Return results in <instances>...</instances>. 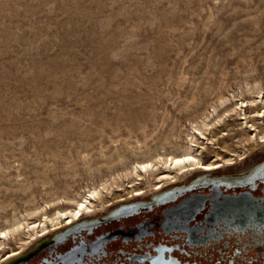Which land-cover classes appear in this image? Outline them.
<instances>
[{
  "label": "rangeland",
  "instance_id": "1",
  "mask_svg": "<svg viewBox=\"0 0 264 264\" xmlns=\"http://www.w3.org/2000/svg\"><path fill=\"white\" fill-rule=\"evenodd\" d=\"M255 81L261 92L243 90ZM263 90L264 0H0V229H11L0 253L22 249L32 221L63 196L94 186L111 199L87 221L152 201V189L128 193L141 186L131 170L136 147L157 149L171 131L185 142L190 122L220 96L259 100ZM219 105L213 129L227 131L231 111ZM263 159L260 141L216 172ZM48 226L24 254L55 235Z\"/></svg>",
  "mask_w": 264,
  "mask_h": 264
},
{
  "label": "flooded vegetation",
  "instance_id": "2",
  "mask_svg": "<svg viewBox=\"0 0 264 264\" xmlns=\"http://www.w3.org/2000/svg\"><path fill=\"white\" fill-rule=\"evenodd\" d=\"M224 168L83 218L6 264H264V159L217 174Z\"/></svg>",
  "mask_w": 264,
  "mask_h": 264
},
{
  "label": "bare ground",
  "instance_id": "3",
  "mask_svg": "<svg viewBox=\"0 0 264 264\" xmlns=\"http://www.w3.org/2000/svg\"><path fill=\"white\" fill-rule=\"evenodd\" d=\"M260 83L259 81L247 83L243 90L249 93H255V91L259 93L263 89ZM244 91H242L243 94ZM232 93L233 98L237 96L234 92ZM224 96H220L221 100L219 104L225 106V112L231 111V114H229L233 118L231 122L225 119V122H229L227 123L228 128L225 126L227 131H224L222 128H216L218 130L213 129L217 126L213 125L212 122L216 118L212 119L214 114L220 116V112H222L219 110L220 105L217 103L212 105L213 110L206 113L201 120L195 119L190 122L191 125L185 133V142L170 140V136L174 134L173 131H168L169 133L165 134L161 139L163 141L159 148H146L142 144L136 147L140 158L131 163V170L136 174V179L139 180L137 183H141V186L133 185L128 192L129 195L139 198L144 196L148 189H152L155 194L168 184H173L180 178H186L196 171L204 172L215 170L222 166L227 167L230 166L229 164L234 165V163L246 156L248 149L251 151L260 141L264 142V95H259V100L252 97V95L249 98L247 96V98L244 97L241 100L233 101V103L230 102L231 97ZM211 116L213 117L211 118ZM233 138L235 139L234 141L232 140ZM199 140L202 141L200 142ZM229 140H232L234 143H231ZM250 141L252 143L248 147L247 144ZM117 153L120 155L119 152ZM137 154L136 156H138ZM109 157L112 158L111 155ZM121 157L118 156L119 161L125 158L121 159ZM122 161L126 160L123 159ZM112 195L116 199L122 194L112 192ZM63 197L64 200L61 201L63 204L55 206L51 212L45 210L35 221H32L31 228H33V231L30 233L29 240L22 244V249L19 251L12 249L11 253H0V264L8 263L12 258L23 253L25 248L34 240H36V243L39 239L52 232L48 226L49 221L52 230L58 231L83 218L96 215L101 209H106L111 200L105 198L102 192L94 186L83 192L78 191L76 195H66ZM82 205L83 207H81ZM19 221V218H15L11 224L16 225ZM10 230V228L0 229V240H4L5 237L7 238Z\"/></svg>",
  "mask_w": 264,
  "mask_h": 264
},
{
  "label": "water",
  "instance_id": "4",
  "mask_svg": "<svg viewBox=\"0 0 264 264\" xmlns=\"http://www.w3.org/2000/svg\"><path fill=\"white\" fill-rule=\"evenodd\" d=\"M124 206H125V205H124ZM119 208H122V207L120 206V207L116 208V210L119 209ZM114 211H115V210H114ZM28 254H29V253H28ZM28 254H26V256H27Z\"/></svg>",
  "mask_w": 264,
  "mask_h": 264
},
{
  "label": "snow or ice",
  "instance_id": "5",
  "mask_svg": "<svg viewBox=\"0 0 264 264\" xmlns=\"http://www.w3.org/2000/svg\"><path fill=\"white\" fill-rule=\"evenodd\" d=\"M189 159H191V158L189 157ZM81 207H83V205Z\"/></svg>",
  "mask_w": 264,
  "mask_h": 264
}]
</instances>
